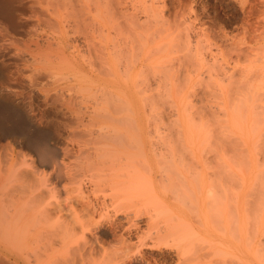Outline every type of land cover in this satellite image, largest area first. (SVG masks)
<instances>
[{"label": "bare ground", "instance_id": "1", "mask_svg": "<svg viewBox=\"0 0 264 264\" xmlns=\"http://www.w3.org/2000/svg\"><path fill=\"white\" fill-rule=\"evenodd\" d=\"M16 1L17 0H15V2H14V0H0V40H1V37H4V38L9 37L13 41V38H15V37L12 38V35L18 34L20 32L19 30L22 28V26L26 25L28 22H33L32 21L33 19L31 20V18H34V21L37 19V22H38V20H40L42 16L44 17L46 15V14H44V15L41 14L42 13L41 9H40L41 11H39V12H41L40 14H37L38 10H36V14H34L35 12L31 13L29 10H27V7H26V10L32 14V15L29 14L30 15L29 16L28 12H26V13H24L25 11L23 12V10L25 8H23L22 6H19L18 2H17L18 5L15 4ZM37 1L40 2L39 0H37ZM37 1L35 2L36 4L38 3ZM46 1H48V0H46ZM68 1L66 0L65 2L67 3ZM71 1H73V0H70L69 3L70 4L72 3V5H71V7H72L74 4V1L73 2H71ZM21 2H22V0H21ZM49 2H51V0L48 1V4L50 5ZM57 2L58 1H56V2L54 1V3H57ZM61 2H62V0L57 3V6H59L58 4H62ZM41 3L42 2H40V4ZM43 3H45V0ZM66 3H64L65 6H66ZM81 4H83V3L81 2ZM33 5H35V4H33ZM57 6H56V9H57ZM65 6H63V7H65ZM31 7L34 8V6H32V5H31ZM31 7L28 6L29 9H31ZM42 7L43 6H41V8ZM52 7H54V10H55V4ZM36 8H37V6H36ZM58 8L60 9V6ZM73 8H76V7L73 6ZM48 9H49V6L47 9H45V11H47ZM71 9H70V11H71ZM95 9H96V7H95ZM31 11H33V10H31ZM51 11L54 13L53 8ZM51 11H47V14H48V12H51ZM56 11H55V14L52 13V15L55 16L57 12L58 13L60 12V14L62 15V12H63L62 9L57 11V12ZM75 11L73 10L74 15L76 13ZM96 11H99V10H96ZM69 12L66 10V14H63V15H66L67 19L68 18L71 19L72 21H70V22H73L72 24L76 26L77 22L74 24V20L75 21H78V20H76V18L73 20L74 17L72 18V16H74V15L72 13H69ZM94 12L95 11H93V13ZM63 13H65V9H64ZM17 14L19 16H17ZM23 14H25L26 17H24ZM69 14H72L71 18H70ZM96 14H97V12H96ZM22 15H23V17H22ZM36 15H40L39 16L40 18L39 17L36 18L37 17ZM63 15H62V18L65 19L64 20V22H65L67 19L64 18L65 16H63ZM67 15H69V16H67ZM31 16H33V17H31ZM49 16H51V14ZM17 17L19 19L21 17L22 20H23V18H26V19H24L23 22H21V21L19 22L18 21L19 19ZM46 17H48V16H46ZM59 17H60V15H59ZM75 17H77V15H75ZM97 17H99V16H97ZM97 17H95V19ZM57 18H58V16H57ZM57 18H55L56 21L59 19V18L58 19ZM62 18H61V20H62ZM78 18H80V17L78 16ZM42 19L43 20H40L41 23L47 22V20H48L46 18H45V21H44V18H42ZM81 19H79V20L81 21ZM98 19H100V18H98ZM52 20H54V18H52ZM49 21H48V24L47 23L44 24L45 25L44 28L47 27V25H48V27L50 25L53 27L56 24L55 20H54V21H52V24L53 23L54 24L49 25V23H50ZM83 21L84 20L82 19V22ZM87 21H88V19H87ZM87 21L84 22V24L83 23L80 24V26L82 25L80 28L81 29L83 28L82 31L84 30V34L87 35L86 37L90 36V35H88L89 33L85 31V27L87 26L86 25ZM89 21H91V20H89ZM89 21H88V23H90ZM62 22H61V24L59 23L61 27L65 26V25L67 26V24H71V23H68V21H67V24L66 23L63 24ZM94 22H96V21H94ZM41 23H39V24H41ZM79 23H77V24L79 25ZM91 23H92V21H91ZM33 24L39 25L36 22L35 23L33 22ZM29 25H26L27 28ZM34 25H32V26L34 27ZM37 25H35V27L38 28ZM75 26H72V27H75ZM90 26L91 25H89V27ZM92 26H95V25H92ZM41 27H43V26H41ZM41 27L39 30H41ZM68 27H69V25H68ZM27 28L24 29L25 33L28 30ZM53 28L55 29V26ZM53 28H50V29L53 30ZM80 28H78V29L74 28L73 30H71V28H68V29L71 30V33L73 35V31L75 29H77L79 31ZM88 28H86L87 31H89ZM93 28L94 27H90L91 30ZM50 29H49V32L50 31L52 32V30H50ZM57 29L58 28H56V31H57ZM36 30H31V31L35 32ZM46 30L48 31V29H46ZM24 31H23V34L25 36L24 38L27 37L26 35H28L29 32L32 35L37 33V32L31 33V31L28 30L29 32L27 31L28 33H26V35H25ZM80 32H77V34ZM58 33H57V35H58ZM91 33H92V31H90V34ZM93 33H94V31H93ZM23 34H21V35L23 36ZM66 34H67V32H66ZM81 35H82L81 38L85 37V36H83V33L79 34L78 37ZM46 36L50 37V35H46ZM67 36H69V35H65V37H67ZM74 36H76L75 32H74ZM37 37L35 39H37ZM78 37H76V38L78 39ZM90 37H91V39H93L92 36H90ZM7 38L5 40H7ZM18 38H20V37H18ZM40 38L41 37H39V39ZM43 38H42V41L44 42V40H46V39H45V37H43ZM67 38H70V36ZM67 38H66V40H67ZM3 39L1 41L4 42L5 40H3ZM87 39L89 40L90 38L88 37ZM87 39H86V41H88ZM8 40H10V39H8ZM8 40H7V42L11 43V41H8ZM14 40H18V39H14ZM28 40H29L28 44L26 43V40H25L23 42V46H24V44H27L26 46H28V48L30 49L31 46L29 47V45H33L32 43L34 41L37 42L38 39L34 40L32 42H30V39H28ZM50 40H51V37H50ZM1 41H0V57H3L4 56L3 52L5 53L4 50H6V49L3 48L4 43ZM18 41H20V40H18ZM42 41L40 40V42H42ZM46 41L47 42H45V43H48V40H46ZM52 41H50V42H52ZM71 41L72 40H70V43L72 44ZM82 41L83 40H81V43L85 42V41H83V42ZM89 41H91V40H89ZM21 42H22V40H21ZM92 42H94V40H92ZM2 43H3V45H1ZM76 43H75V41L73 42V44H76ZM89 43L90 42L84 43V45L89 44ZM99 43H97V45H99ZM114 43H116V42H114ZM40 45H43V43H41ZM48 45L51 46L52 44L49 43ZM56 45H57V47H60L61 42L57 41ZM66 45H67V43H65V46ZM78 45H75V47ZM84 45H81V46L84 47ZM124 45H126V44H124ZM11 46L9 45V47H11ZM26 46H25V48L28 50V48ZM34 46H36L37 48H34ZM46 46H47V44H46ZM67 46H70V45H67ZM115 46H117V45H115ZM121 46H123V45L121 44ZM49 47H48V49H49ZM57 47H55V48H57ZM89 47H91V46H88V48ZM120 47L118 49H120ZM123 47L125 48V46H123ZM128 47H129V45H128ZM32 48L34 49V51H35V49L39 50V48L44 49L42 46H39L38 43H35V45H33ZM85 48H87V46ZM100 48H101V46H100ZM102 48H101V50H102ZM92 49L90 50L89 53H87L88 52L87 51L86 52L87 54H85V53L84 54L86 56H88V54H89V56H92V55L95 56L96 53L93 52ZM84 50H83V52H84ZM106 50H107V47H106ZM109 50H111V49H109ZM109 50H108V52L107 51L103 52V53H105V55H104V61L105 62L102 60L103 63H102V66H100V67L103 68V66H106V67H104V69L107 70V68H108L109 71H106V72H108V74L110 76H113V77L111 79H105V76L102 75L103 78L97 77L96 78L97 82L95 80L94 81H95V84H98V87L101 86L102 88H106V91H107V87H108V89L110 90V93L113 92L114 94H117L119 97V100L121 101V103H123L122 105L125 106L124 103H126L127 109H126L125 113H127V115H125V118H123V120L122 119L119 120V119L115 118L114 122H112L113 120L110 121V119H111L109 117L110 115L107 116L108 118H110L108 121L112 122V123L105 124V125H99L98 126L99 128L101 126L102 127L100 129L98 128L97 133L95 130H91V131H95L93 133L94 136L90 135L94 138L91 139L89 137V139H85V140L82 139L83 141L79 145L77 144L78 145V147L76 146L77 156L74 153H72L76 157H74V156L72 157L71 156L72 154L70 155L69 146L64 147L62 145L63 147L62 148L60 147L61 150L59 149L60 151L58 150L59 151L58 152L53 147L51 148L50 145L47 143L48 138H49L48 133H50V132H48V130H50L49 129L50 127H49L48 122H47L48 120H50V118H47V117L51 116V115H49L50 113L52 114L55 112L54 114H56V115L58 114L57 118H59L60 117L59 114L61 113L60 111H62L63 109L62 110L58 109V111L60 113H57L58 111H54V110H53V112H51L52 111L51 110L49 113L48 112L50 110V106H49V110L47 111L48 116L46 117L48 120H46V118L43 117L44 115L37 113L38 111L36 112V110L33 109V106H32L33 102L30 103V101H31L30 95L28 96L29 100H30L29 102L27 100L28 98L24 97V94H26L25 96H27L30 93H28V94L23 93V92H25V90L22 91L23 90L22 88H21V91L16 90L17 89L15 87L16 85L19 89V85L17 84L19 81L13 82L14 81L13 78H15V76H13V78L9 77V79H7L8 76L11 75L12 71H13L12 74H17V73H19L20 70L15 69L17 71L16 72V71L12 70L14 68H11V69L7 68L10 71L11 70L12 71H11V73L9 72L10 75L7 72L8 76L6 73L5 78L7 77L6 78L7 81H6L4 88L2 87L3 91L2 92L0 91V141L6 142L5 146L9 147V150H8V153H6L7 158L5 161V153H2L5 151V150L2 151L3 150L2 146L3 147H5V146H4V144L3 145L1 144L0 155L3 156L2 161H4V163L7 162V163H5L7 166L6 171H8V175L10 174L9 176L12 175L11 177L13 179L12 178L11 179L14 180L13 182H15V183L10 184V183H12V181L10 182L11 179H9V181H7L6 184H2V183H1L2 185L0 184V254L4 255L5 259H7L8 261H11L12 262V263L10 262L11 264H202L201 261L204 258L203 255L206 256L207 252L211 251L210 254H212V256H209V254H208L205 257V259H208L209 257H210L209 259H212L211 257L215 258V259H213V260H215V262L213 261L214 264H229V263L230 264H264V209L262 208L263 206L261 207L259 205L258 207H256L258 205L256 203L257 205L255 204V207H256L255 208L253 206L252 202L254 200L256 201L257 199H253L252 197H251L252 201L250 202L249 194L252 193L251 192L252 189H251V191H249L251 188L250 185H249L250 187L248 186L249 193H248V191H246L247 189L244 187V184L242 185V188H239L240 185L237 184L240 180V178H238L239 175L237 176L238 180L236 178H235L236 180L233 178L235 180V183L237 182L236 183L237 185L235 186L234 185L235 183L233 184V182H232V186H231V182L229 180V177L231 178L233 176L231 174H233V173H231L229 171V173H231L229 176V173L227 172L228 170L225 171V169H224L223 172L226 173V175H228V177L227 176L226 177H227L230 184L227 186L226 185L227 183H225V187H222L224 185L223 181H221L223 183V185L221 183H218V182H220L219 179L222 180L220 177L221 173L219 174V172H220L219 168L221 169L222 164H224L225 162H226L225 164H227V160L223 159L222 154H224V152H226L227 150L231 149V147L228 148L227 150L225 148V144L227 142H224V141H226L228 138L231 140L229 143L231 145H229V146H232V144L234 143L233 141L235 140V144H233V146L234 145L236 146V144H237L241 147V148L235 149L237 146L236 147L232 146L233 147L232 149H234L232 151V153L235 154L234 156H236V155L238 156V158L236 156L235 159L236 160L240 159L239 160L240 162L239 161L237 162L234 159L235 162H237V165H238V163L240 164L242 161H244V163H241V167H239V165L237 166L234 164L235 165L234 167L240 168V169H237L238 171H236V173L239 172V170H241V168L243 167L242 165L245 166V164L247 162L249 165H253L255 161H256L255 163H258V160H255L258 158H256L254 154H257V153L260 154V152L256 153L257 145L260 142H262L260 144H261V147L263 145V152L262 153H264V103L262 102L263 99L260 98V94H258L257 90H256L259 86V82L262 83L264 80V51L261 54L250 53L253 49L251 51H249L248 53H250V54L248 56L246 55V62H249V64L247 66L241 67L239 69L236 68V70H235V67L230 68L227 65H225V66L220 65L219 66V69L216 72L217 74L216 73L215 74H216L217 78L219 79V81L221 82L219 85H217L219 88V90L217 88V92L219 91V96L221 98V101L218 104V106H216L215 112L211 113V111H210V110L215 109L213 106L212 107L214 109H210L211 106L210 107L206 106V109L208 108L207 110H209L208 112H210V113H208V115L209 114H211V115L206 116L205 115L206 112H204V116H203V114H202L203 112L197 111V112H199L201 117H200V122H199V120L196 122L195 121L196 118H194V117H197V116H195L197 114H195V113H194L195 115L193 114L194 111L192 109V105L190 104L191 107L187 106V111H188V109L190 110L189 112H187L188 116H186V118H185L186 120H184V123H182V125H181L183 127L180 128V129H183V133H184L181 138H178V136L171 137L173 134H170V136H166V135L160 136L158 134L159 136L156 139H154L153 136H147L146 135L147 131L149 129L147 130L146 127H144V124H142L145 117H144V119L141 118L142 122H140L141 120H138V115L140 113L138 114L137 111H139L141 109V107H140L141 105L140 106H138V105L141 103L143 104V101L141 100L142 102L139 103L137 100L138 104H136L137 102H135V99H134L135 98L134 95H136V94H133L134 93L133 85L136 86L135 87L136 89H138L137 88V85H138L139 86V92H142L140 90L141 89L140 85L137 84L140 82L136 81L139 78L138 77H136L138 79L135 78L136 80H135V83L133 85L130 82V80L132 79V73L136 74V71H137V75L139 74L137 69L133 71L130 68V64L132 65V67L136 65L135 62L137 61L138 58H136V59L134 58L136 61L133 59H130L132 61H135L134 63L132 61L128 60L129 66H127L126 69H122V68H124V66H123L124 63L127 65V56L128 55L123 54L119 50L120 52L119 53L116 52V54L121 56L120 53H122L123 59H125L124 55L126 56L125 61L121 59L123 61V63H122L123 65L122 64H120V65H122L123 67L122 68L120 67L121 68L120 69L119 63L121 61L119 59V63H118L117 58H121L122 56L118 57L116 54L109 53ZM116 50H117V48H116ZM19 51H17V53L14 54V57L15 56L18 57V55H20V54H18ZM34 51H33V53L34 54L37 53L36 55L38 56V53H40V52L35 53ZM91 51L93 53H91ZM128 52L130 53V51H128ZM27 53H29L31 56L33 54L30 52H27ZM27 53L26 54L23 53V55L30 56ZM66 53H67V51H66ZM90 53H91V55H90ZM97 53H99V52H97ZM103 53H101V54L99 53L98 57L97 56L96 57L98 59H100V58L102 59L103 56L101 57L100 55H102ZM62 54H64V53H62ZM126 54H127V51H126ZM194 54H195V51H194ZM237 54L238 53H236V55ZM36 55L29 57V58H31L30 61L32 60L31 62H33L35 64V67L40 66L38 64H37L38 66H36V63H40V62H38V61L34 62V61H36V60L41 61L43 58L49 57V54H48L47 57L42 58L41 55H43V54H39V56H41V58H42L40 60V59H37ZM73 55H75V54H73ZM79 56H77V57H79ZM99 56H100V58H99ZM131 56H133V55H131ZM14 57H13V59H14ZM17 57H15V58H17ZM22 57H24V56H22ZM25 57H24V59L26 60ZM57 57H60V56H57ZM64 57L61 56V58H64ZM71 57H73V56L71 55ZM20 58H21V56H20ZM20 58L17 60H20ZM34 58H36V59L34 60ZM79 58H81V56ZM82 58H84V55L82 56ZM82 58H81V60H82L81 62H83V60H84ZM8 59L6 61L4 59H2V60H0V62H2L4 60L3 62L8 63L7 65H9L10 62H8L9 61ZM24 59L22 58L23 61H24ZM50 59L51 58H49V60ZM98 59H97V61H98ZM22 60H20V61H22ZM27 60H29V59H27ZM45 60H47V59H45ZM63 60L67 61L66 58ZM85 60L87 61V60H89V58L87 59V57H86ZM42 61H41V63H43ZM47 61H44V62H47ZM51 61H53V60H51ZM58 61H56V62H58ZM60 61H61V59H60ZM64 61H61V63L63 64ZM73 61H75V60L73 59ZM93 61H95V63H96V59L95 60L93 59ZM15 62H16V60H15ZM22 62H20V63L23 64L24 62L23 63ZM54 62H55V59H54ZM130 62H132L133 64ZM68 63L70 66L69 68H71V67L73 68V66H71V60L70 59H68ZM14 64H12V61H11V65L7 66V67H11L12 65L14 66ZM16 64H17V62H16ZM21 64H19L20 67H21ZM99 64L101 65V63H98L97 65H99ZM1 65H3V64H1ZM93 65H95V64H93ZM5 66H6V64L4 65V67ZM15 66H17V65H15ZM26 66L24 65V67H22V69H24V68L26 69V68H28V66L29 67L31 66V68H29V70L32 69V63H31V65H26ZM45 66H47V65H44V68H45ZM51 66L52 65H50V67ZM4 67L1 70H5ZM40 67H39V69H40ZM41 68L42 69H40V71L43 70V67H41ZM51 68H53V67H51ZM34 69H37V68L32 69V71L35 72L34 74H33V72L30 73V71H29V73H30L29 76H31V74L33 75L31 77L28 76L29 79L27 78V75L24 74L25 77L28 79V82L30 85L29 84L27 85V82H26V84L24 82L23 83L27 87L31 86V88H33L36 91H38L39 93H41V88L43 87L41 84V79H44L43 76L46 75L47 71L41 77L40 72L38 70H34ZM74 69L76 70V68H74ZM96 69L99 70V67H96ZM27 70L28 69H26V72H23L24 70L23 71L21 70V72L28 73ZM45 70H48V68H45L44 71ZM80 70H78L77 72H79ZM88 70H91V68ZM50 71H52V69ZM87 72L88 71H86V73ZM99 72L104 74L102 72L101 68H100V71H98V73ZM0 73H3V72H0ZM83 73L85 75V71H83ZM83 73H82V75H83ZM101 73H99V74H101ZM94 74H96V73H94ZM111 74H113V75H111ZM135 74H134V76H135ZM22 75H20V77ZM50 76H51V74H50ZM52 76L54 78V75H52ZM110 76H107V77H110ZM209 76L210 75L208 74V77ZM20 77L19 78L17 77V79L20 80ZM25 77H24V79H26ZM56 77H57V75H56ZM61 77H63V75L60 76V78H59L60 80H61ZM53 78H52V80L50 79V82L52 84L54 83ZM68 78H69V76H68ZM92 78H93V74H92ZM6 79H4V80H6ZM21 79H23V78H21ZM62 79L63 80L66 79V80L70 81V79H67L66 77L62 78ZM47 80H49V78ZM60 80H59V82H60ZM257 80H259V81L257 82ZM23 81H25V80H23ZM85 81H88V80L85 79ZM91 81H92V83H94L92 79H91ZM126 81H128V82H126ZM59 82L57 81V83H59ZM132 82H133V80H132ZM15 83H16V85L13 86V84H15ZM20 83H22V82L20 81ZM24 84L22 86H24ZM47 84H48V82H47ZM49 85H50V83L48 84V86ZM20 86H21V84H20ZM219 86H221V88ZM0 87H1V84H0ZM50 87L53 88V86H50ZM87 87H89V86H87ZM28 88H29V92H30V87H28ZM54 88H57L56 85ZM83 89H84V87H83ZM95 89H98V88L95 87ZM63 90H65V89H62L61 91H63ZM80 90H81V87L78 89V91H80ZM100 90H101V88H100ZM73 91H74V89H73ZM102 91L103 90H101V94L105 95L104 91L103 92ZM120 91H123V92L127 91L129 93L130 98L126 97L127 93L126 94L123 93L125 95L124 97H126V98L125 99L122 98L121 97L122 95L120 94L122 92H120ZM65 92L63 91V93H64L63 95H65ZM69 92H71V88H70ZM84 92H85V90H84ZM90 92H91V89H90ZM98 92H100V91L98 90ZM135 92H136V90H135ZM35 93L33 91V94H35ZM48 93H49V91H48ZM78 93L80 94V92H78ZM85 93L87 94L88 90ZM54 94H55V92L53 94H50L51 96H49V97L52 98V99L50 98V102H51V100L52 101L55 100L56 97L54 96L55 97L54 98L52 96ZM141 94L142 93H140V95ZM56 95L61 96V94H59V93H56ZM72 95H74V93H71L70 97ZM75 95L77 96V94H75ZM96 95L99 96L98 94H96ZM96 95L94 97L97 98ZM108 95L109 94L107 91L105 96H108ZM112 95H109L110 98H108L109 96L105 97V98L102 97L101 99L103 101H99V99H98L101 96H99L97 99L100 102V104L104 103L103 106L106 107V106H109V105H107V104H109L107 100L113 101L111 98H113L114 95L113 96ZM40 96L43 97L42 95H40ZM65 96H69V95L66 94ZM38 97H39V94H38ZM46 97H48V95H46ZM88 97H90V96L87 95L85 98L82 97V101H83V99H85L86 101H88V100L94 101V97H92L93 99H91V100H90L91 97L90 98H88ZM115 97H116V99H114V101L115 100L118 101L117 96H115ZM137 97H139V96H137ZM62 98L63 97H60L59 100H61ZM79 98L75 99L73 97V99H75L74 102L77 99L78 100L81 99V98L80 99ZM132 98H133V101H131ZM66 99H67V97H66ZM65 100L62 99V101H63V105L61 104L62 106H64ZM104 100H106L107 102L106 101L104 102ZM40 101H42V100L40 99ZM43 101L45 102V100H43ZM56 101H57L56 103H59L57 98H56ZM66 101L68 102V103L66 102L67 104H69L70 101L73 102L72 98H71V100L68 99ZM82 101H80V103ZM111 101H109L110 105L113 103H117V102L111 103ZM88 102H83V103L87 104ZM89 103H90L89 105H91L92 102H89ZM45 104H46V102H45ZM48 105H50V104H48ZM48 105H47V108H48ZM69 105H71V103ZM69 105H67V107L71 108V106H69ZM116 105L117 104H114L115 107H116ZM136 105L138 107H140L139 110L137 109L138 107L135 108ZM38 106H40V105H38ZM56 106H57V104L55 106H53V107L51 106V107L54 108ZM82 106L84 108L87 107L85 105H81V108H82V111H80L81 114H82V112H84ZM42 107L44 108V107H46V105L41 106V108ZM60 107L61 106L59 105L58 108H60ZM72 107H75L74 110L76 112V106L72 105ZM93 107H96L95 104L93 105ZM112 107H113V105H112ZM188 107H190V108H188ZM43 108H42V111L44 110ZM65 108L66 107H64V109ZM69 108H66L67 113H69V111H68ZM77 108H78V106H77ZM116 108H114V109L116 110ZM144 108H145V105H144L143 109ZM71 109L72 110L70 113H71V115H73V119L75 121V120H77V119H75L77 117H74V115L77 116V113L75 114V112H74L72 114V111H74V110H73V108H71ZM79 109L80 108H78V110ZM108 109H109V107H108ZM108 109H106V110H108ZM112 109H111V111H112ZM92 110H93V108H91V111ZM97 110H99V109H97ZM85 111H86V113L90 112V114L93 113V115L94 114L96 115V113H94V111L92 113L89 110H85ZM104 111H105V108H104ZM108 111H110V110H108ZM117 111H119V110L117 109ZM77 112L79 113V111H77ZM102 112H103V110H102ZM115 112H110V113H115ZM42 113H44V112H42ZM107 113H109V112H107ZM102 114H104V113H102ZM102 114H101L100 118L105 116V119H106V115L102 116ZM121 114H123V113H121ZM71 115H69V116H71ZM83 115H84V113H83ZM118 115H120V111H119ZM67 116H65V117H67ZM179 116H181V117H179ZM179 116H178V118H180V119L183 118L182 113H180ZM140 117H143V116H140ZM52 118H53V115H52ZM212 118L214 119L215 124L219 125V127H217V129H216L218 131V129L220 128V134L219 135H221V134L224 135V141L222 140L223 142H221V139H223L222 135H221L222 138H221V136L218 135L220 137V141H217V140H219L217 135H216L217 138L214 136L215 139H212L211 137L209 138V137H207L208 135H206V132H205L206 127L208 128V130L212 129V131H215L213 128L209 129L210 125H208L209 124L208 121L210 122V120ZM61 119H63V117H60L59 121ZM69 119H72V118H69ZM80 119H81V115H80ZM84 119H83V121L85 122ZM107 119H106V121H107ZM180 119H178L177 121H179ZM89 120H91V119H89ZM116 120H118V122H116ZM50 121H52V120H50ZM77 122H78V120H77ZM94 122H96V121H94ZM148 122H149V119H148ZM169 122L170 123H168V124H171V121H169ZM173 122H176V121H173ZM79 123L81 124L79 126H81V127L84 126L83 123H81V122H79ZM79 123H77V124H79ZM86 123H88V122H86ZM93 123H91V124L93 125ZM145 123H146V120H145ZM196 123H198V125ZM54 124H55V122H54ZM72 124L77 126L75 122H71L69 125L64 123L63 125L64 126L67 125V126H69V127H67V129L73 130V128L75 129L76 127L73 126ZM177 124H179V123H177ZM210 124H213V123H210ZM70 125L73 128H71ZM173 125H175V124H173ZM204 125H208V126H205V128H204L203 127ZM235 125H238L237 128L235 127ZM152 126L154 127L155 125H152ZM152 126H150V127H152ZM171 126H172V124H171ZM56 127H57V129H59L58 127H60V126H56ZM94 127H96V126H94ZM150 127H148V128H150ZM174 127H176V125ZM222 127H223V129H222ZM227 127L230 129L232 127L233 131H236V132L239 130L238 128H240V134L238 135L240 137L237 136L238 138L236 137L232 141L231 137H233L235 135L232 136V131L228 130ZM83 128H85V127H83ZM157 128L155 126L153 128V131L157 132ZM226 128H227L228 132H227ZM221 129H222V131L223 130L225 131V132L223 131L225 134L222 133ZM234 129H236V130H234ZM52 130H54V129H52ZM150 130L152 131V129H150ZM167 131H168V129H167ZM80 132H83L85 135H87L85 133L86 130L80 131ZM209 132H211V131H209ZM72 133H73L72 135H74V131ZM83 133H82V136H83ZM163 133H164V131H163ZM198 133H199V136H197ZM211 133H213V132H211ZM227 133H228V136H225V135H227ZM52 134L54 135V133H52ZM59 134L60 133H55V135L57 137H60V136H58ZM68 134H69V132H68ZM216 134H218V133L216 132ZM64 135H65V133H64ZM78 135L76 136V134H75V136L77 138H78ZM80 135H81V133H80ZM151 135H153V134H151ZM82 136H80V137H82ZM57 137H55V138H57ZM65 137H66V135H65ZM65 137L63 136L64 139H65ZM73 138L74 137H72V139ZM83 138H84V136H83ZM225 138H226V140H225ZM236 139L241 143L238 144L237 143L238 141H236ZM68 140H66V141H68ZM61 141H58V142H61ZM63 142L61 144H63ZM69 142H71L70 147H72V141L69 140ZM65 144H66V142H65ZM73 144H74V146L76 145L74 142H73ZM53 145H55V144L53 143ZM226 146H228V145H226ZM66 148H68L69 150H67ZM5 149H8V148H5ZM74 150H76V149H74ZM71 151L73 152V150H71ZM23 152H30V157L27 160L29 162L28 163L22 162V165L24 164V166L21 165V162L19 163L20 165H18V163L16 162V159H15V157L17 159L19 158L16 155L22 157ZM68 153L71 156L72 160H74L76 158V159H79V161L75 160L74 161L75 163L72 162L73 165H67L64 162L62 157L66 156ZM227 153H228V151H227ZM262 153H261V155L263 158L264 155ZM259 154H258V156H259ZM261 155H260V157H261ZM231 156H233V154H231ZM188 159L190 161L191 160L192 161L188 162ZM0 160H1V158H0ZM21 160H23V159H21ZM70 160L71 159H69L68 161H70ZM224 160H225V162L223 163ZM245 160L247 162H245ZM2 161H0V163ZM17 161H19V160H17ZM259 161H261L260 158H259ZM235 162H233V163H235ZM72 163H70V164H72ZM161 163H162V165H160ZM193 163L195 164V166ZM262 163H264V162H262ZM262 163H260V164H262ZM5 164H4V166L3 165L0 166V168H1L0 171L5 170ZM164 164H170L171 166L175 167V169L176 168L179 169V167H181V168L184 167V170H183V168L180 170L177 169L179 171L178 172L176 170L177 171L176 174L178 175L177 176L172 172L174 170L173 168H172V170L169 169L170 170L169 172L165 171V168H167L168 166L166 167V165H165L163 167ZM260 164L258 166L259 168L262 166ZM257 165L258 164H254V166H255L254 169L256 168ZM2 167H3V169H2ZM43 167H46L47 170L43 171V170L39 169V168H43ZM192 167H193V170H192ZM198 167H200V169H198ZM248 167L247 168L245 167V168L248 169ZM262 167L264 168V165ZM263 168H261V169H263ZM196 171H199V172L196 173ZM210 171H211V174H210ZM262 171H264V170H262ZM208 172H209L210 178H209V176L206 175V173L208 174ZM192 173H193V175H192ZM254 173H256L255 170H254ZM257 173H259V175H260L261 172L258 170ZM2 174H4V173H2ZM218 174L220 176H218ZM237 174H240V173H237ZM253 174H252L251 180L253 179V176H254ZM262 175H264V172H263V174L261 173L260 176H262ZM206 176L209 179H207ZM244 176H245V173H244ZM2 177L0 179L2 180V182L3 181L5 182L7 179L6 178L7 175L5 177H3V179H2ZM177 177L179 178L178 180H180V181H178V180L176 181ZM234 177H235V175H234ZM4 178H5V180H4ZM241 178H243L242 175H241ZM258 178H261V177H258ZM256 179H257V177H256ZM254 180L255 179H253L252 181H254ZM228 181H226V182H228ZM241 182H242V179H241ZM259 182L258 183L255 182L257 184V186H259ZM252 183L253 182H251L250 184H252ZM252 185H255V184L253 183ZM260 187H262V185L259 186V188ZM257 188H254L255 191L253 192L254 193L253 196L254 197L256 196L258 198L259 194H261L262 192L261 193L258 192L259 190H257V192H256ZM255 193H256V195H255ZM257 194H258V196H257ZM250 196H252V195H250ZM260 199L262 200V202H264L263 196ZM221 215H222L223 222H224V224H223L224 228L223 229H220V228H222L221 227L222 224L220 223L221 222L220 220H222V218H219ZM141 218H143V219H141ZM141 221L145 224L144 225L145 226L144 231L141 230L142 227H140V225H139ZM220 224H221V226H220ZM226 227H228V228H226ZM132 238L134 239V241L132 240ZM201 244H205L204 246L206 248H204V249H207V245H208L209 249H211V250L208 249L206 254L199 253V252H201V250H202L201 248L203 247V245L201 246ZM256 244L258 246V248H256L258 253H257V251L256 252L253 251L254 248L256 247ZM199 247H200V250H199ZM146 249H149L151 251L154 250V251H157L158 253H160L162 260L161 259H159V260H161V262L157 263L156 259L154 260L153 258L151 259L150 257H147L148 255L146 256L145 252H144ZM164 252L167 254H171V258H169L170 255H167V256H169V257H167V258H169V260L165 259L166 256L164 255L165 254ZM255 253H256V255H255ZM158 256H159V254H158ZM0 257H2V256H0ZM204 261H206V260H204ZM228 261H229V263H226ZM7 263H9V262H7ZM206 264H207V262H206Z\"/></svg>", "mask_w": 264, "mask_h": 264}, {"label": "rangeland", "instance_id": "2", "mask_svg": "<svg viewBox=\"0 0 264 264\" xmlns=\"http://www.w3.org/2000/svg\"><path fill=\"white\" fill-rule=\"evenodd\" d=\"M36 1L37 0H22V2H21V0H19V1L17 0L15 4L18 5V3H19V6H22L23 8H25L23 10V12L25 11L24 13L28 12L27 10H29L31 13L35 12L34 14H36V10H38L37 11V14H40L41 12H42L41 14H43V15L46 14L44 17L42 16L40 20H43L42 18H44V21H45V18H46V19H48L47 22L41 23L40 20H38V22H37V19L36 18H38L40 15H36L37 16L35 18L36 20L34 21V18H31V20L33 19L32 21L34 23L35 22L38 23V24L41 23L39 25L35 24V25L38 26V28L35 27V25L33 24V22H28L30 25L28 23L26 25H29L31 28L29 26L27 28L26 25L22 26L23 29L22 28L21 29L19 28L20 29L19 31L20 32L22 31V32L21 33L19 32L20 34L18 33L20 36L18 34H15L16 36L13 34L12 35V38L15 37V38H13V41H12L11 38H9V37L7 38L6 37L7 40L10 39L8 41H11L12 44L9 43V42H7V40H5L6 38L1 37V40L4 38L3 40L6 41V42L5 41L3 42V41L0 40L1 42L4 43V45H3V43L1 45H3V48L6 49V50H4L5 51V53L3 52L4 56L3 57H0V60L4 59L6 61L9 58L8 59L9 60L8 62H10V63H9V65H7L8 63L3 62L4 60L2 62H0V65L3 64V65L0 66V72H3V73H0V84H1L0 91L1 92L3 91L2 89L4 88L7 79H9V77H12L13 78V76H15V78H13L14 81L13 80L12 81L13 82H15V81L18 82L19 81L18 83L16 82L19 85V89H18L16 83L13 84V86L16 85L15 87L17 88L16 90H18V91L19 90L21 91V88H22L23 89L22 91L25 90V92H23V93H27V94L30 93L27 96H25L26 94H24V97H27L28 98L27 99L28 102L30 100H31L30 103L33 102L32 103L33 109H35L36 112L38 111L37 113L44 115L43 116L44 118H46L48 116L47 113L48 112L50 113L51 110H52L51 112H53V110L54 111H58V109H60V110L63 109L64 111L63 110L60 111L61 113L59 111L57 112V113H60L59 114L60 117H63V119H61L60 121H59L60 117L58 116L59 118H57V115L58 114L57 115L54 114L55 112L52 113V114L50 113L49 115H51V116H48L47 117V118H50V120H52V121H50V120H48L46 118V120H48L47 122H48V125L50 127L49 128L50 130L47 129L48 132H50V133H48L49 134L48 135L49 138H48V142L47 143L50 145L51 148L53 147L57 151L59 149L61 150V148L63 146L64 147H68L69 146V149L70 150L68 148H66V149L70 151V155L72 153H74L77 156V154H76V151H77L76 146L78 147V145L83 140L89 139V137L91 139H93L94 137H92L90 135H93L94 136L93 133L95 131H96V133L98 132V128H99L98 126L99 125H105V124L112 123V122H114L115 118H117L119 120L120 119L123 120V118H125V115H127V113H125L126 112V109H127L126 103H124L125 106L122 105L123 103H121V101L119 100L118 95L117 94H114L113 92L110 93V90L108 89V87H107L108 94L109 95H112L113 94L114 97L117 96L118 101L117 100L114 101V99H116V97L115 98L113 97V98H111L113 101L107 100L109 104H107V103L106 104L109 105V106H106L105 105L106 107L103 106L104 103L103 104H100V102H99V101H103L101 99L102 97L105 98V97H108L109 95L108 96H105L106 95V92H107L106 91V88H102L101 86L98 87V84H95V81L97 82L96 78L97 77L103 78L102 75L105 76V79H111L113 77V76H110L108 74V72H106V71H109L108 68H107V70L104 69V67H106V66H103V68L100 67V66H102V63L104 61V55H105V53H103V52H106V51L108 52V50L111 49V50H109V53L116 54V52L119 53L121 51L123 54L128 55L129 57L127 56V65L125 63L123 65L122 64L123 63L122 60L125 61L126 60V56L124 55V58L125 59H123L122 53H120L122 57L119 56L118 54H116L118 57H121V58H117V60H118V63H119V59L121 61L119 63V68L120 67L122 68L124 66V68H122V69H126V67L129 66L128 65V63H129L128 60L129 61H132L130 59L135 60L136 58H138L137 61L135 60L136 62L135 61H132L133 63L135 62L136 65L134 64L135 66L132 67V65L130 64V68L133 71L137 69L138 70V73H139L138 74L139 76L137 75V71H136V74L135 73H132V79L130 80V82L133 85L135 83V80L139 78L136 81L137 82H140V83H137V82L136 83L140 85V88H141L140 90L142 92H139V86L136 84L138 89H136L135 88L136 86L133 85V91H134L133 94H136V95H134L135 102H137V100H138L139 103H141L143 101V104L141 103V104L138 105V106L141 105L140 106L141 109L137 105L135 106V108L138 107L137 109L138 110L140 109L139 111H137L138 114L140 113L139 115L140 116H143V117H140L138 115V120H141L140 122H142V119H144V117H145V119L143 120L142 124H144V127H146L147 130L148 129L149 130L152 129V131H153V128L155 126H156V128L158 127L157 128V132H155V131L152 132L151 130L150 131L148 130L147 131V134H146L147 136H153V138L156 139L159 135L160 136H165V135L166 136H170V134H173L171 137L178 136V138H181L183 136V134H184L183 133V129H180V128L183 127L181 125H182V123H184V120H186L185 119L186 116H188L187 115L188 114L187 112L190 111L189 109L187 111V106H190L191 107V105H192V109L194 111L193 114L194 113L197 114V115L194 114L195 116H197V117H194V118L197 119V120L195 119L196 122L198 120L200 122V117H201V115L197 111L203 112L202 113L203 116H204V112H206L205 113L206 116L208 115V113H210V112H208L209 110H207L208 108L206 109V106H208V107L211 106L210 109H214L215 108L214 110H210L211 113L216 111V106H218V104L221 101V98L219 96V91L217 92V88H218L217 85H219L221 82L219 81V79L216 76V74H217L216 72L219 69V66L220 65H224V66L227 65L230 68L235 67V70H236V68L239 69V68L244 67V66H247L249 64V62H246V55L248 56L250 53H259V54H261L264 51V0H82V1L81 0H79V1L78 0H73L74 1L73 6H75L76 8H73V6L71 7L72 3L71 4L69 3L70 0L69 1L67 0L68 1L67 3L65 2L66 0H62V2H61L62 4H58L60 6V9L58 8L59 6H57V3L60 2L61 0H51V2H49L50 5L48 4V1H50V0H48V1L45 0V3H43L44 0H39L40 2H42L40 4V2L37 1L38 2L37 4L38 5L40 4L39 6L35 3ZM54 1L55 2L58 1V2L57 3H54ZM73 1H71V2H73ZM14 2H15V0H14ZM63 2L66 3V6H65V4ZM81 2L83 4H81ZM33 4H35V5H33ZM54 4H55V10H54V7H52ZM31 5L34 6L35 9L32 8ZM28 6L31 7V9H29ZM36 6H37V8H36ZM41 6H43V7L41 8ZM48 6H49V9L47 11H51L52 8H53L54 13L52 11L51 12H48V14L49 15L51 14L52 17L47 14V11H45V9H47ZM56 6H57V9L58 10L56 9ZM63 6H65V7H63ZM26 7H27V10H26ZM95 7H96V9H95ZM61 9H62L63 12H64V9H65V13L62 12V15L63 14H66V10L69 12L70 9H71V11L69 13H72L74 15L73 10L74 11L76 10L75 11L76 12L75 15H77V17H75V15L72 16V14H69V15H70V18H71V16H72V18L74 17L73 20L76 18V20H78V21H75L74 20V24L76 22L77 23L80 22L79 25L77 23H76V26L73 25L72 24L73 22H70L72 20L69 19V18L67 19L66 15H63V16H65L64 18L67 19L64 22L65 19L62 18V15L60 14V12L59 13L57 12V11H59ZM31 10H33V11H31ZM96 10H99V11H96ZM39 11H41V12H39ZM55 11L57 12L56 15H55L56 17L54 15H52V13L55 14ZM93 11H95V12L93 13ZM30 12H28V15L29 14L32 15ZM96 12H97V14H96ZM23 15H24V17H26L25 14H23ZM23 15H22V17H23ZM59 15H60V17H59ZM69 15H67V16H69ZM17 16H19V15L17 14ZM33 16H31V17H33ZM46 16H48V17H46ZM57 16H58L59 19L57 18ZM78 16L80 18H78ZM97 16H99V17H97ZM95 17H97V18L95 19ZM52 18H54L55 23H56L54 25L55 26V29L53 28L54 26L52 27L50 25V24H52V21H54V20H52ZM55 18H57L58 20L56 21ZM61 18H62V20H61ZM81 18L84 20L83 22H82V19ZM98 18H100V19H98ZM20 19L18 21L19 22L20 21L23 22V20L26 19V18H23V20H22V18L20 17ZM79 19H81V21ZM87 19H88V21L91 20L92 23H91V21H89L90 23H88ZM48 21L50 22L49 23L50 26L48 27V25H47L48 28L47 27L44 28V26H45L44 24L45 23L48 24ZM67 21H68V23H71V24H67ZM86 21H87V24H86L87 26L85 27V31L89 33V34L87 33L88 35H90V36L93 37V39H91V37L88 36L90 38L89 40H91V41H89L87 39L88 37H86L87 35L84 34V30L82 31L83 28L82 29L80 28L82 26V25L80 26V24H82V23L84 24V22H86ZM94 21H96V22H94ZM61 22L63 24L66 23L67 26L66 25L63 26L64 28L61 27L60 26ZM88 24L91 25L90 27H94V28L91 30ZM32 25H34V27ZM68 25H69V27H68ZM71 25L72 26H75V27H72ZM92 25H95V26H92ZM41 26H43V27H41ZM25 27L28 30H30V31L37 29L35 31L37 33L31 31V33H35L34 35H32L27 30L29 32V34L26 35V33H28V32L26 31V33H25V31H24V29H26ZM40 27H41V30H39ZM50 28H53V30L50 29ZM56 28H58L59 30L57 29V31H56ZM66 28L67 29L68 28H71V30H73L74 28H77V29L80 28L81 30L79 29V31H78L77 29H75L76 31L74 30L73 31V35H72L71 30L68 29L69 30L68 31ZM86 28H88L89 31H87ZM46 29H48V31ZM49 29L52 30V32L51 31L49 32ZM23 31H24L25 35L27 36L26 38H24L25 36L23 34ZM80 31L83 33V36H85V37L81 38L82 35L78 37L79 34H82ZM90 31H92V33H91L92 35L90 34ZM93 31H94V33H93ZM66 32H67V34H66ZM74 32L76 33V36H74ZM77 32H80V33L77 34ZM57 33H58L59 36L57 35ZM21 34H23V36ZM45 34L46 35H50L51 40H50V37H47ZM65 35H69L70 38H67L69 36L65 37ZM18 37H20V38H18ZM36 37H37L38 40L35 39ZM39 37H41V38L39 39ZM43 37H45V39L48 40V43H45V42H47L46 40H44V42L42 41V38ZM76 37H78V39ZM66 38H67V40H66ZM14 39H18L20 41L14 40ZM28 39H30V42H32L34 40H37V42H35V41L34 42L35 43H38V45L39 46H42L44 49L39 48L40 51L38 49H35V51H34V49L32 48V46L35 45L34 42L32 43L33 45H29V47L31 46V48L29 49L28 46H26L28 44V42H29ZM86 39L88 41H86ZM21 40H22V42H21ZM25 40H26V43L27 44H24V46H23V42ZM40 40L42 42H40ZM70 40H72L71 41L72 44L70 43ZM81 40L85 41L84 43H87V42H90V43L84 45V43H81ZM92 40H94V42H92ZM50 41H52V42H50ZM57 41H60L61 42L60 47H57V45H56V42ZM74 41H75V43L76 42L77 43L76 44H73ZM96 42L97 43L100 42L101 44L99 43V45H97ZM114 42H116V43H114ZM39 43L40 44L43 43V45H40ZM49 43L52 44V45L51 46L48 45ZM65 43H67V45H70V46H67V45L65 46ZM123 43L126 44V45H124ZM46 44H47V46H46ZM121 44L123 46H125V48L123 46H121ZM9 45L10 46L12 45V46L9 47ZM75 45H78V46H76L77 48L75 47ZM81 45H84V47L81 46ZM115 45H117V46H115ZM128 45H129V47H128ZM25 46L28 48L29 51L25 48ZM86 46H87V48H88V46H91V47H89L87 49V48H85ZM100 46H101V48L103 47L102 50H101ZM48 47H49V49H48ZM55 47H57V48H55ZM106 47H107V50H106ZM119 47H120V49H118ZM34 48H37V47L34 46ZM116 48H117L118 51L116 50ZM84 49L85 50L87 49V50L85 51ZM91 49L93 50V52L96 53V55L95 56L94 55L89 56V54H88V56H86L85 54L89 53ZM16 50L17 51H19V50L20 51L21 50L23 51L24 50V51L23 52L21 51L22 53L19 51L18 54H20V55H18V57L15 56V57H17V58H15L14 57V54L17 53ZM83 50H84V52H83ZM26 51L27 52H30V53H33V51L35 53L36 52H40V53H38V56L36 55L37 53L36 54H34V53L32 54V56L33 55L34 56L36 55L37 56V59H40V60L43 57H47L48 54H49V57L43 58L42 59L43 61L41 60L43 63H41V61H39V60L34 61V62H37V61L40 62V63H36V66H38V65L41 66L43 64L41 66V67H43V70L40 71V69H42L40 66L35 67V64L33 62H31L32 60L30 61L31 58H29V57H32V56L29 53H27ZM66 51H67V53H66ZM126 51H127V54H126ZM128 51H130V53ZM194 51H195V54H194ZM249 51H251V52L248 53ZM25 52L27 54H29L30 56L23 55V53L26 54ZM93 52L91 51V53H93ZM97 52H99L100 54L103 53L102 55H100L101 57L103 56L102 59L100 58V56H99L100 59L97 58L98 57V54H99ZM235 52L238 53V54L236 55ZM62 53H64V54H62ZM91 53H90V55H91ZM39 54H43V55H41L42 58H41V56H39ZM73 54H75L76 56L73 55ZM71 55L73 57H71ZM79 55L81 56V58L84 55V58H82V59H84L83 62H81L82 60H81V58H79L80 57ZM131 55H133V56L135 55V56L133 57ZM12 56L14 57V59H13ZM20 56H21V58H20ZM22 56H24V57L26 56L25 57L26 60ZM57 56H60V57H57ZM61 56L62 57L65 56V57L64 58H61ZM77 56H79V57H77ZM86 57H87V59L89 58V60H87L88 62L85 60ZM19 58H20V60H22V58H23L24 61L23 60L22 61L24 63L22 61H20V60H17ZM49 58H51V59L49 60ZM65 58H66L67 61H64L63 60ZM27 59H29V60H27ZM35 59L36 58H34V60ZM45 59H47L48 61L45 60ZM54 59H55V62H54ZM60 59H61V61H64L63 64L61 63ZM68 59L71 60V66H73V68L71 67L72 69L69 68L70 66H69V63H68ZM73 59L75 61H73ZM93 59L94 60L96 59V63L97 64L98 63H101V65L100 64L97 65L95 63V61H93ZM97 59H98V61H97ZM15 60H16L17 64H16ZM51 60H53V61H51ZM11 61H12V64L15 63L14 66L12 65L11 67H7V66H10L11 65ZM19 61L22 62L25 66L26 65H31V63H32V69L33 68H37V69H34V70H38L40 72V74H41V77L47 71V73H46L47 76L44 75L43 76L44 79H41V84L43 86L41 88V93H39L35 89L31 88V86H28V87H30V92H29V88L25 84H26V82H27V85L29 84L28 79H29V77L33 76L32 74H31V76H29V75L33 71H32V69L29 70V68H31V66L30 67L28 66V68H26V69H28L27 72L29 73V71H30V73L29 74L28 73H23V72H26V69L25 68L22 69V67H24V65L21 64ZM44 61H47V62H44ZM56 61H58V62H56ZM132 62H130V63H132ZM5 64H6V66H5L6 68L4 67ZM19 64H21V67H20ZM93 64H95V65H93ZM120 64H122L123 66L120 65ZM15 65H17V66H15ZM44 65H47V66H45V68H48V70H45L44 71V69H45L44 68ZM50 65H52L51 67H53L54 69L51 68ZM3 67H4L5 70H1V69H3ZM39 67H40V69H39ZM96 67H99V70L96 69ZM7 68H10V69L11 68H14L12 70L16 71L15 69H17V70H20V71L17 74H12L13 71L11 70L12 71V73H11V71L9 69H7ZM74 68H76V70ZM90 68H91V70H88ZM100 68L102 69V72L104 74H102L101 72H99L101 74L98 73V71H100ZM51 69H52V71H50ZM21 70L22 71L24 70V71L21 72ZM78 70H80V71L77 72ZM83 71H85V75H84ZM86 71H88V72L86 73ZM7 72L8 73L10 72L11 75L9 73L10 76H8V73ZM81 72L83 73L84 76L82 75ZM6 73H7V76H8V78L6 77L7 79L5 78ZM34 73L35 72H33V74ZM94 73H96V74H94ZM24 74L27 75V78L28 79L25 77ZM50 74H51V76H50ZM92 74H93V78H92ZM134 74H135V76H134ZM208 74L210 75L209 77H208ZM20 75H22L23 77L22 76L20 77ZM52 75H54V78H53ZM56 75H57V77H56ZM62 75H63V77H61V80H62L61 81L59 78ZM111 75H113V74H111ZM16 76L18 78L20 77V80L17 79ZM68 76H69V78H68ZM107 76H110V77H107ZM24 77L26 79H24ZM47 77L49 78V80H47L48 79ZM51 77L54 80L53 81L54 82L53 84L50 82V79L52 80ZM65 77L67 79H70L71 77L72 78L70 79V81L69 80H66V79L63 80L62 78H65ZM136 77H138V78H136ZM21 78H23V79H21ZM4 79H6V80H4ZM58 79L60 80V82H59ZM85 79H87L88 81L90 80V81L89 82L88 81H85ZM91 79L93 80L94 83H92ZM23 80H25V81H23ZM132 80H133V82H132ZM20 81L22 83L23 82L25 83V84L23 83L24 86H22L23 84L20 83ZM57 81L59 83H57ZM128 81H126V82H128ZM258 81L259 80H257V82ZM47 82H48V84L50 83L49 86H48ZM20 84H21V86H20ZM85 84L87 86H89V87H87ZM55 85H56L57 88H54ZM50 86H53V88L50 87ZM221 86H219V87L221 88ZM80 87H81V90L78 91V89ZM83 87H84V89H83ZM95 87L98 88V89H95ZM61 88L62 89H65V90H63L64 92L66 91L65 92V95L67 94L69 96L63 95L64 93H63V91H61L62 90ZM70 88H71V92H69L70 91ZM100 88H101V90L104 91L105 95H102L101 94ZM73 89H74V91H73ZM86 89L88 90V93L87 94L85 93V92H87ZM90 89H91V92H90ZM84 90H85V92H84ZM98 90L100 92H98ZM135 90H136V92H135ZM218 90H219V88H218ZM256 90H257V93L260 94V98L263 99L262 102L264 103V80H263L262 83L259 82V86H258V88ZM33 91H34V93L35 92L36 93L33 94ZM48 91H49V93H48ZM53 91L55 92V94L52 95V96L53 97L55 96L60 104L59 103H56L57 101H56V98L55 97H54L55 100L54 101L51 100V102H50V98L51 97H49V96H51L50 94H53L54 93ZM78 92H80V94ZM120 92H122V93H120L122 95L121 96L122 98H124V99L126 97H129L130 98L129 93L127 91H124V92L123 91H120ZM56 93L61 94V96L60 95L57 96L58 94L56 95ZM71 93H74V95L77 94L78 97L76 95L75 96L72 95L70 97ZM123 93L124 94L127 93L126 97H124L125 95ZM140 93H142V94L140 95ZM38 94H39V97H38ZM96 94H98L101 97L97 96ZM29 95H30V100H29V97H28ZM40 95H42L45 99L43 97H41ZM46 95H48L49 98L46 97ZM87 95L91 97V98L88 97V98H90V100L93 99L92 97H94L96 95L97 98L99 97L98 98L99 101H98V99L96 97H94V101L93 100H91V101L88 100L89 102H92L93 103V104L91 103V105H89L90 103L88 101H86L85 99H83V101H82V97L85 98ZM137 96H139V97H137ZM60 97H63L62 99H64V100L66 99V97H67L66 100H68V99L71 100V98H72L73 102H74V100L76 98H79L80 97L81 99L80 98H79L80 100L77 99L74 103L72 101H70L71 105H69L70 103L67 104L68 102L65 100L64 106H62L63 105V101H62V99L59 100ZM73 97L75 99H73ZM39 98L42 101H40ZM108 98H110V96ZM43 100H45L46 104H45V102ZM80 101H82L81 102L82 104L80 103ZM105 101L106 100H104V102ZM109 101H111V103H113V102H117V103H113V104L110 105V102ZM131 101H133V98H132ZM83 102H88V103L86 104V103H83ZM138 102L136 104H138ZM44 104L46 105V107H44V108L42 107L44 109L42 111L41 106H45ZM48 104H50V105H48ZM56 104H57V106L54 107V108H52ZM58 104L61 106L60 108H58L59 107ZM94 104H95L96 107H93ZM114 104H117L116 105L117 108L114 106ZM38 105H40V106H38ZM47 105H48V108H47ZM67 105L71 106V108H73V110L75 109V107H72V105L73 106H76V112L74 110V111H72V114L74 112H75V114L77 113V116L74 115V117H77L75 119H77L78 122H77V120L74 121L73 115H71V113H70L72 109L69 108V107H67ZM81 105L87 106V107H85L86 109L82 106L83 107V111H84V112H82V114L80 113V111H82ZM112 105H113L114 108H116V110L112 107ZM144 105H145V108L143 109ZM49 106H50V110H49ZM77 106H78V108H80L79 110H78ZM64 107L69 108V110L68 109L67 110L69 111L70 114L67 113L66 108L64 109ZM90 107L93 108L92 111H91V108ZM108 107H109V109H108ZM190 107H188V108H190ZM96 108L99 109V110H97ZM104 108H105V111H104ZM110 108L111 109L113 108L114 110L112 109V111H111ZM106 109H108L110 111H108ZM117 109L120 111V115H118L119 114V111H117ZM85 110H89V111H91V113L94 111V113H96V115L95 114L93 115V113L90 114V112H88V111H87L88 113H86ZM102 110H103V112H102ZM77 111H79V113ZM42 112H44V113H42ZM107 112H109V113H107ZM110 112H115L116 114L115 113H110ZM83 113H84V115H83ZM102 113H104V114H102ZM121 113H123V114H121ZM180 113H182V117H183L182 119L183 120L180 119V118H178V116H179ZM68 114L71 115V116H69ZM101 114H102V116L103 115H106V119L108 118L107 116L110 115L109 117L111 119L108 118L107 121L109 119H110V121H112V120L113 121L112 122H109V121L107 122L106 119H105V116L102 117V118H100L101 117ZM144 114L145 115L147 114V115L145 116ZM52 115H53V118L54 119L52 118ZM80 115H81V119L82 120L80 119ZM209 115H211V114H209ZM65 116H67V117H65ZM179 117H181V116H179ZM69 118H72V119H69ZM83 119L85 120V122L83 121ZM89 119H91V120H89ZM148 119H149V122H148ZM178 119H180L182 122L180 120L177 121ZM145 120H146V123H145ZM70 121L71 122H75L76 125L78 126L77 127L74 124H72L73 126L76 127L74 129L70 125V127L73 128V130L70 128L72 131L69 130V129H67V127H69V126H67V125L64 126L63 125L64 123L69 125L71 123ZM94 121H96V122H94ZM169 121H171L172 126H171V124H168V123H170ZM173 121H176V122H173ZM54 122H55V124H54ZM79 122H81V123L84 122L83 123L84 126H82V127L79 126V125H81ZM86 122H88V123L90 122V123L88 124ZM116 122H118V120H116ZM77 123H79V124H77ZM91 123H93V125ZM177 123H179V124H177ZM208 123H209L208 125H210V128L209 129L213 128L215 131H212V129L211 130H208L207 127L205 128V126H208V125H204L203 127L205 128L206 135H208L207 137H209V138L211 137L212 139H215L214 136L216 137V135H217V137L219 138V140H217V141H220V137L219 136L222 135L223 136V139H221V142H223L224 141V135L223 134L219 135L220 134V128L218 129L219 132L216 130L217 127H219V125L215 124L213 118L210 120V122L208 121ZM210 123H213V124H210ZM173 124H175L177 128L174 127L175 125H173ZM196 124L198 125V123H196ZM152 125H155V126L153 127ZM56 126H60V127H58L59 129H57ZM94 126H96V127H94ZM150 126H152V127H150ZM237 126L238 125H235L236 128H237ZM83 127H85V128H83ZM148 127H150V128H148ZM227 128H226V130H227ZM52 129H54V130H52ZM84 129L86 130L85 133L87 135H85L83 132H80V131H85ZM167 129H168V131H167ZM222 129H223V127H222ZM222 129H221V131H222ZM238 129L239 130L237 131L238 132L237 133L236 131H233V128L232 127H231V129L228 128V130L232 131V136L235 135V136L231 137L232 141L240 134V128H238ZM89 130L90 131L91 130H95V131H91L92 132L91 133ZM228 130H227V132H228ZM234 130H236V129H234ZM73 131H74V135H72L73 134L72 133ZM163 131H164V133H163ZM209 131H211L213 133H211ZM223 131H222V133L225 132V131L224 132ZM68 132H69L70 135L68 134ZM87 132L88 133L90 132V133L88 134ZM216 132L218 134H216ZM52 133H54V135H55V133H60L58 136H60L61 138L60 137H57L56 136L57 134L54 136ZM64 133H65L66 137H65ZM80 133H81V135H80ZM82 133H83L84 138L82 136ZM75 134H76V136L79 134L82 137H80L78 135V138H77L75 136ZM151 134H153V135H151ZM63 136L65 137V139L63 138ZM197 136H199V133L197 134ZM222 136H221V138H222ZM225 136H228V133ZM55 137H57V138H55ZM72 137H74V138L72 139ZM238 137H240V136H238ZM67 138L72 141V147H70L71 146L70 145L71 142H69V140ZM60 139L61 140L63 139V140L61 141ZM66 140H68V141H66ZM225 140H226V138H225ZM227 140L224 141V142H227L228 143V144L227 143L226 144L224 143L226 150L228 148H230V147L232 149L233 147H236V146L237 147L235 149L241 148L237 144H236V146L235 145L233 146V144H235V140L233 141L234 143L232 144L233 147L232 146H229V145H231V144H229L231 140L229 138ZM58 141H61V142H58ZM236 141H238V140L236 139ZM62 142H63V144H61ZM65 142H66V144H65ZM73 142L76 144L75 146H74ZM5 143L6 142H4V141H0V147H1V144L2 145L4 144V146H5L6 145ZM53 143L55 145H53ZM237 143L239 144L241 142L238 141ZM260 143H262V142H260ZM260 143L257 145V149H256V153L257 152H260V154L259 153L254 154L255 157L258 158V159H255V160H258V163H255L256 161L254 160L255 161L254 164H258L256 166V168L259 166L260 163L264 162L263 161L264 160L263 159L264 156L262 158V155H261V153L263 152V145L261 147V144ZM226 145H228V146H226ZM2 148H3L2 151L5 150L2 153H5V161H6V158H7V154L6 153H8L9 147H7V146L3 147L2 146ZM5 148H8V149H5ZM74 149H76V150H74ZM231 149L230 150H227L228 153L226 151V152H224V154H222L223 159L227 160V164H225L226 162L224 160L223 163L224 162L225 163L222 164L221 169L219 168V170H220L219 174L221 173L220 174L221 176L219 174H218V176H220L222 180H220L219 179L220 177H219L218 179H219L220 182H218V183H221L222 185L224 183V185L222 187H225V183H227L226 185L228 186L230 184L229 181H228V179H227L228 175H226V173H224L223 171H224V169H225V171L228 170L227 171L228 173L230 171L231 173H233V174L229 173V176H230V174L233 175L231 178L229 177V180L231 182V186H232V182L234 184L235 183V180L236 179L238 180V178H240L239 182L238 183L236 182L238 185H240L239 188H242V185L244 184V187L247 189L246 191H248V189H249L248 186L250 185L251 188H250L249 191H251V189H252V191H251L252 193L250 192L251 194H249V197H250L249 200H250V202L252 201L251 200L252 198L253 199H257L256 200L257 202L255 200H254L255 202L254 201L252 202L253 206L255 207V204L257 203L258 205L256 204L257 205L256 207H258L260 205L261 207L263 206L262 208L264 209V204H263L264 202H262V200L260 199L262 196L264 198V189H263L264 188V184H263L264 183V175H262L263 177L260 176L261 173L263 174V172H264V171H262V170H264V168L262 167L264 165V163L260 164V165H262L260 168L258 167L257 169L256 168L254 169V167H255L254 164L253 165H249L248 162L245 160V162H247L246 164L249 167L246 164H245V166L242 165L244 168L242 167L241 170H239V172H237V173H240V174H237L236 171H238L237 169H240V168H237V167H234V166L237 165V162L240 159L239 160H236L235 159V157L237 155L234 156L235 154L232 153V151L234 149H232V150ZM71 150H73V152ZM0 152H1V148H0ZM23 154H22V157L16 155L17 157H19L18 159L15 157L16 162L18 163V165H20L19 164L20 162H21V165H22V162L23 163H28L29 162L27 160L30 157V152H23ZM74 154H72L71 156L72 157L73 156L76 157ZM231 154H233V156H231ZM258 154H259V156H258ZM262 154L264 155V153H262ZM70 155L68 153L66 156H63L62 157L63 160H64V162L67 165H73V163H75L74 162L75 160L76 161H79V159H76V158L74 160H72V158H71ZM260 155H261V157H260ZM2 157L3 156L0 155V158H1L0 161L3 160ZM20 158L23 159V160L25 159V160L23 161ZM237 158H238V156H237ZM259 158H260V160L262 162L259 161ZM69 159H71L72 161L71 160L68 161ZM189 159H188V162H191L192 160L190 161ZM234 159L237 162H235ZM17 160H19V161H17ZM233 162H235V163H233ZM3 163H4V161H2L0 163L1 164L0 166H2V165L4 166V164L7 163V162H5L4 164ZM70 163H72V164H70ZM241 163H244V161H242ZM241 163L240 164L238 163L239 167H241ZM160 165H162V163ZM165 165H166V167L168 166L167 168H165V171H168L169 172L173 168L174 170L172 172L175 175H177L176 172L178 170H180L182 168L184 170V167H182V168L179 167V169L178 168L175 169V167L171 166L170 164H164L163 167ZM22 166H24V164ZM194 166H195V164H194ZM245 167L246 168L248 167V169H246ZM261 168H263V169H261ZM2 169H3V167H2ZM39 169H41L43 171H46L47 170L46 167L39 168ZM198 169H200V167H198ZM6 170H7V166L5 164V170H1L0 171V178L3 175H4L3 177H5L7 175V177H6L7 179H6L5 182L4 181L2 182V180L0 179L1 180L0 181V184L1 183L2 184H6L7 181H9V179L12 178L11 177L12 175L9 176L10 174L8 175V171H6ZM192 170H193V167H192ZM254 170H255L256 173L259 170L261 172L260 175H259V173H257L258 175L256 173H254ZM197 172H199V171H196V173ZM2 173H4V174H2ZM244 173H245V176H244ZM210 174H211V171H210ZM252 174L255 176V177L253 176V179H255L254 181H252L253 179L251 180ZM192 175H193V173H192ZM206 175L209 176V172H208V174L206 173ZM234 175H235V177H234ZM241 175H242L243 178H241ZM207 176H206V178L209 179L210 176H209V178ZM237 176H238V178H237ZM3 177H2V179H3ZM256 177H257V179H256ZM258 177H261V178H258ZM233 178L234 179L236 178V179L234 180ZM12 179L10 180V182L12 181V183H10V184H14L15 183V182H13L14 180H12ZM178 179L179 178L177 177L176 181ZM241 179H242V182L244 181L243 183L241 182ZM4 180H5V178H4ZM178 181H180V180H178ZM221 181H223V183ZM226 181H228V182H226ZM251 182H253L256 186H257V184L255 182H257V183L259 182V186L262 185L263 188L262 187L259 188V186H257L259 188L258 189L255 185H252L253 183L250 184ZM236 183L234 184L235 186L237 185ZM254 188H257L256 189V192H257V190H259L258 192H260V193L262 192L261 194H259V197L263 194L260 198L259 197L257 198L256 196L255 197L253 196L254 195L253 192L255 191ZM249 191H248V193H249ZM250 195H252V196H250ZM255 195H256V193H255ZM257 196H258V194H257ZM263 201H264V199H263ZM143 218H141V219H143ZM219 218H222V215ZM220 221H221L220 223L222 224V226L220 224V226L222 227L220 229H223L224 228L223 218ZM139 225H140V227H142L141 230L144 231V229H145V226L144 225L145 224L141 221ZM226 228H228V227H226ZM132 240L134 241L133 238H132ZM202 245H203V247L201 248L202 250L199 253L206 254V252L208 251L209 247L207 245V249H204V248H206L204 246L205 244H201V246ZM200 247H199V250H200ZM256 248H258L257 244H256V247L253 250L254 252L257 251ZM209 250H211V249H209ZM144 252H145V255L146 256L148 255L147 257H150L151 259L153 258L154 260L156 259L157 260L156 261L157 263L158 262L159 263L161 262L162 257L160 256V253H158L157 251H154V250L151 251L149 249H146ZM210 252L208 251L207 254H206V256L208 254H209V256H212V254H210ZM257 253H258V251H257ZM158 254H159V256H158ZM164 255L166 256L165 257L166 260L167 259L169 260V258H171V254L165 253ZM167 255H170V257L167 256ZM255 255H256V253H255ZM0 256H2V257H0V264H11L12 263L11 261H8L7 259H5L4 255L0 254ZM206 256L203 255L204 258L201 261L202 264L203 263L206 264V262H207V264H211V263L214 264L215 260H213V259H215V258L211 257L212 259H209L210 257L208 256L209 258L207 257L208 259H205ZM167 257H169V258H167ZM159 259H161V260H159ZM204 260H206V261H204ZM7 262H9V263H7ZM226 263H229V261L226 262Z\"/></svg>", "mask_w": 264, "mask_h": 264}]
</instances>
